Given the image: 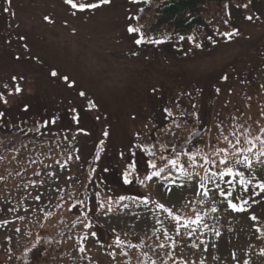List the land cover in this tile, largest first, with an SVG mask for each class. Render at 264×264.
I'll return each mask as SVG.
<instances>
[{"label":"rangeland","instance_id":"374dc122","mask_svg":"<svg viewBox=\"0 0 264 264\" xmlns=\"http://www.w3.org/2000/svg\"><path fill=\"white\" fill-rule=\"evenodd\" d=\"M246 2L229 1L226 3L228 7H225L226 4L208 6L204 14L206 26L189 35L194 37L192 43L187 41L186 36L184 41H180L179 37H170L161 45L137 46L133 41L134 34L126 31L130 25L135 27V17L140 7L131 0H113L110 6H103L94 13L76 15L63 0H12L11 6L7 0H0V93L8 100L6 105L0 101V111L5 113L0 122L7 127L22 120L35 124L40 118H59L54 126L56 134L41 135L42 139L46 138L42 142H14L12 148L7 150L8 140L0 136V156L3 157L0 159V220L15 221L14 224H0V264H14L6 258L7 250L18 251L28 247L32 238L27 233H32L34 237L41 231L40 224L45 226V238L52 240L50 256H63V261H49V264H116L107 255L111 249L100 245L111 243L115 235L137 243L134 239L137 226L142 228L139 232L141 236L147 233L144 236L147 245L155 246L153 242L161 235L153 234L151 226L155 224V217L148 219L141 209H135L139 219L128 214L94 218L103 230L104 238L90 237L84 242V258L77 259L81 256L77 251V241L85 232L94 230H82L80 226L71 228L74 217L69 213L61 215L62 210L57 209L55 204L67 191L78 189L76 195L83 198L81 185L86 182L87 159L95 150L105 128L110 129L107 160L116 162L118 150L126 148L133 139V133L149 119L163 127L166 123L163 107H171L174 111L172 102L182 92H193L196 103L200 98L204 104L210 102L215 110L221 111V121H229L235 116L231 123L237 124L243 123L249 116L261 118L259 109L264 105V91L259 86L264 83V0H252L245 9L243 4ZM5 8H9V11H4ZM249 14L260 19L248 21L245 17ZM44 16H48L51 22L45 21ZM217 30H239L240 36L230 43H224ZM21 36L25 39L21 40ZM209 36L221 41L214 55H207L194 47L195 43L207 47ZM14 56L20 59H14ZM193 65L197 69L195 75L187 71ZM51 70L57 71L58 76L51 77ZM65 75L75 82V87L85 91L86 98L79 97L74 88L65 86L60 79ZM13 76L17 77L16 82L12 81ZM21 76L24 79H20ZM223 76L229 79L225 81ZM16 83L22 88L19 94L14 92ZM217 87L221 89L220 94L215 92ZM154 88L158 90L155 93L152 91ZM9 91L13 92L11 96L7 95ZM248 96L252 97L250 101ZM88 100H94L98 109L89 110ZM180 103L183 107L189 104L188 96H182ZM25 106L28 107L27 112L23 110ZM72 107L79 112V127L90 133L87 136L81 133L77 136L78 143L73 142L80 149L79 161L66 159L69 142L63 139L64 134L70 137L73 133H63L62 130L75 127L69 118L71 113L68 110ZM97 115L100 119L96 118ZM133 115L135 120L131 119ZM214 123L215 120L211 123L212 132L207 136V140L212 139L213 142L218 134ZM181 124L180 129L171 123L166 125L171 132L162 137V141L182 143L187 139L190 127L183 122ZM57 141L60 147H57ZM55 161L69 166L61 170ZM46 165L49 167L45 168ZM53 170L56 176L46 177L45 173ZM35 172L41 175L37 177ZM37 181L46 183H37L34 188L32 182ZM109 187L116 194L123 193L116 179L106 182L104 191ZM136 187L143 194L145 190ZM28 193L33 196L42 194L41 201L29 199L25 203L24 197ZM167 199L166 195L164 200ZM9 202L19 211H8ZM29 203L34 210L25 213L23 208ZM253 207L257 217H262L264 207ZM44 211H51L53 216L44 218ZM185 212L190 214L188 209ZM17 215H24L26 219L17 220ZM38 217L40 223H36ZM60 219H64L65 223H60ZM161 219H164L163 214ZM228 219L232 220L231 224L222 219L219 225L223 232L219 241L211 233L206 238L209 244H218L211 251L220 257L219 260L209 258V264H229L233 252L238 260L231 261V264H243L244 260H248L249 264H261L259 253L264 249V236L256 229L264 231V223L261 219L251 221L243 214ZM15 227H21L24 235L15 233ZM164 227H169L171 231L168 220H165ZM125 231L130 235L125 237ZM182 249V245L177 249V260L181 258ZM143 251L152 255L147 246ZM182 254L189 255V251L183 249ZM191 259L195 260L196 256L191 255ZM120 261L121 264H140L141 261L150 264L135 249L130 250L128 257H121ZM168 264L173 262L169 261Z\"/></svg>","mask_w":264,"mask_h":264},{"label":"snow or ice","instance_id":"6c2138e0","mask_svg":"<svg viewBox=\"0 0 264 264\" xmlns=\"http://www.w3.org/2000/svg\"><path fill=\"white\" fill-rule=\"evenodd\" d=\"M64 4L72 10V14H85L94 13L95 10L103 7L110 6L113 0H91V2H83V0H63ZM139 0H131V3L136 4ZM148 3L149 0H144ZM252 0H247L243 7L247 9ZM11 6L12 0H7ZM225 7H228L226 4ZM4 11H9L5 8ZM143 11V8H141ZM248 21L260 18L249 14L245 17ZM132 19V18H130ZM139 19V17H135ZM45 21H50L48 16H44ZM227 23V21H225ZM144 26H128L126 31L133 35L135 45L140 46L144 44L161 45L170 39L168 35L163 38H155L152 34L143 30ZM219 32V30H217ZM224 43H230L235 38L240 36L239 30L219 32ZM21 40L25 39L23 36ZM180 41H184V36H179ZM194 37L188 36L187 41L192 43ZM209 45L206 47L201 43H195L194 47L200 49L207 55H214V50L218 48L221 41L214 39L212 36L208 37ZM20 57H17L19 60ZM187 71L195 75L197 69L195 65L187 69ZM51 77H57L58 73L55 70L50 71ZM20 79H23L21 77ZM65 82V86L74 88L78 96L86 98L85 91L79 87H75V82L70 80L68 76H61ZM223 80L227 81L228 76H223ZM12 81L16 82L17 77L13 76ZM8 87L7 84L4 85ZM260 89L264 91V83L260 84ZM22 91L21 86L16 83L14 87L15 94ZM153 93L157 89L152 90ZM195 91H199L196 89ZM216 94H220L221 89H215ZM12 91L7 95L11 96ZM231 94V89H229ZM187 95L189 98L190 108H185L180 103V98ZM247 99L250 101L251 96ZM0 101L5 105L8 100L5 99L3 93H0ZM71 103V101H70ZM89 110L98 109V104L94 100H88ZM173 107L177 110L174 113L173 108L165 106L163 112L165 118L171 121L175 128L182 127L181 121L188 123L200 119V113L197 104L194 100L193 92H182L175 101L172 102ZM226 106V105H225ZM28 111V107L23 109ZM71 113L70 119L72 125L68 129H63V133L72 132L69 137L64 134L63 139L68 141L67 148L69 155L68 161L80 160L78 153L79 147L77 136L81 133L85 136L90 135L85 129L80 128V115L76 107L68 110ZM5 113L0 111V118H3ZM260 119H253L248 117L243 123L232 124L231 121L236 117L232 116L229 121H221L215 124L214 127L217 131L215 141L212 139L206 140L201 134L198 139L185 140L182 143H175L171 140L164 142L162 137L167 136L171 129L168 127H161L158 122L149 119L143 124L141 129L133 133V139L129 142L126 148H121L117 152L118 160L116 163L119 165L118 178L124 188L129 186L144 189L143 194H116L114 189L108 188L104 191L103 185L106 184L107 174L113 171L110 163L107 160V148L110 142V129L105 128L102 131V136L99 139L96 149L94 150L93 157L89 161V173L85 183L81 185L83 188V198L76 195V191H67L66 195H61L59 201L55 204L57 209L62 210L63 213L72 214L74 217L71 220V228L80 226L83 229H92L94 227L93 220L100 215L109 216L112 214L121 215L128 214L135 219H139L135 209H141L146 218L150 219L155 217V224L152 225L153 234L160 233L156 240L153 242L155 245H147L144 236L139 232L142 230L140 226L138 231L134 234V239L138 242L133 243L131 239H122L120 235H115L111 243L105 245L101 244L100 247L111 249L107 255L111 257L112 261L116 264H121V257H128L130 250H137L142 257H146L150 264H168L172 261L173 264H209L211 260H219L220 257L215 255L211 249L217 248V243L209 244L207 236L212 234L217 241L223 236V232L219 225L222 219H226L229 224L232 220L229 217H235L237 214H243L251 221H258L264 217L258 218L254 213L253 206L264 207V105L259 109ZM97 119L100 116L97 115ZM58 117L47 118L42 122L38 121L32 129H20L19 124L15 125L18 131L32 132L33 135L56 134L54 126L58 122ZM131 119L135 120L133 115ZM23 123H27L24 121ZM6 125L0 122V129ZM209 133L212 128L207 129ZM174 136L175 133L173 132ZM196 136V133H192ZM15 139V135L11 137ZM185 145H188L187 147ZM60 142L57 141V147H60ZM73 153L75 156L73 157ZM139 156V162H138ZM0 159H3L0 156ZM35 163V161L33 162ZM59 164L61 170L67 169L68 164L60 161H55ZM49 166H45L47 168ZM37 177L41 175L40 172L34 173ZM46 177L56 176V171L45 173ZM72 179L71 176L68 177ZM37 183L44 184L46 181L32 182L35 188ZM89 185H92L93 191L89 190ZM163 189V191H161ZM189 193H191L189 195ZM168 196L167 201L164 200ZM175 198V199H173ZM31 199L33 202H40L42 194L35 196L28 193L24 197V202L27 203ZM92 201V204L89 203ZM10 205V202H9ZM23 206V205H22ZM185 209L190 211V214L185 212ZM8 211L18 212L19 210L13 206H9ZM34 210L32 204H28L23 208L25 213ZM75 210V212H73ZM42 211V210H41ZM163 214L164 219H161ZM53 216L51 211H44V218ZM26 216L17 215V220L24 221ZM165 220L170 222V227H164ZM15 221L0 220V224H14ZM36 223H40V218H37ZM60 223H65L64 219H60ZM155 225H160L156 227ZM41 231L37 232L35 236L32 233H27L32 238L30 247L24 252L25 264H49V261L55 262L57 260L63 261V256H50V246L52 245L51 239H46V229L43 224H40ZM14 232L17 234L22 232L21 227H15ZM115 233V229H113ZM257 233L264 236V231L260 228L256 229ZM174 233V235L172 234ZM130 233L125 231L124 236H129ZM96 239L97 233L95 231H88L80 237L77 241V251L81 256L77 259H83L86 253L85 241L89 238ZM11 241V237L8 238ZM187 249L189 255H183L181 250V258L176 259L177 249ZM148 247L152 255L150 256L147 251H143ZM35 250V251H34ZM194 250V251H193ZM9 257H11V250H7ZM163 252V256L161 255ZM207 254V255H205ZM191 255H195L196 259L192 260ZM153 256L155 258H153ZM166 257V259H165ZM261 264H264V249L259 253ZM238 257L235 252L231 253V261H237ZM66 264V262H65ZM130 264V262H129ZM140 264H143L141 261ZM243 264H249L248 260H244Z\"/></svg>","mask_w":264,"mask_h":264},{"label":"trees","instance_id":"16d2710c","mask_svg":"<svg viewBox=\"0 0 264 264\" xmlns=\"http://www.w3.org/2000/svg\"><path fill=\"white\" fill-rule=\"evenodd\" d=\"M229 1L244 0H149L148 3H145L144 0H139L137 4H139L140 7L136 15V17H139V19H135V27L143 25V30L152 34L155 38H161L165 35H168L172 38H178L181 35L186 37L192 33H196L197 31L201 30L206 26V19L204 17V14L206 13L208 6H224V4ZM141 8H143V11H141ZM14 57V59H17L18 56ZM21 77H23L24 79V76ZM197 100L198 103L196 104L200 113V119L195 121H192L190 119L188 123H184L183 121H181L184 124L189 125L190 127V135L185 140L198 139L201 134H203L204 138L207 140V136H209L210 134L207 129L211 127V123H213V121L215 120L214 124H218L223 119L221 111L215 110V107L210 102L204 104L201 98ZM184 107L190 108V105L186 104ZM176 112L177 110L175 109L174 113ZM163 115L165 116L164 112ZM45 119L46 118H40L39 121L42 122ZM23 122L24 121L22 120L21 122L17 123L19 124L20 129H32L38 121L34 122L35 124H25ZM170 123L171 121L169 119H166V123L163 124V127ZM15 125H8L7 127L0 129V136L8 140V147L6 148L7 150L12 148L14 142H22L25 140H32L33 142H42L43 139L46 140L45 137H43L42 139L41 135L36 136L33 135L32 132L18 131ZM4 130H6L7 132H4ZM192 133H196L197 135L193 136ZM13 134L15 135L14 140L11 139ZM185 146L187 147L188 145ZM93 153L91 154L90 158L87 159L86 180L89 173V161L92 159ZM108 162L113 168V171L107 174L106 182L116 179L120 184V187H122L121 190L123 191V193L127 192L128 194H142V192L137 187L134 188L132 186H129L128 188H124L118 178L119 168L117 163L115 161ZM102 187H104V185ZM89 190L93 191L95 189L92 188V185H89ZM89 203L92 204V201H89ZM262 217H264V212L262 214ZM261 222L264 223V219H261ZM93 224V230L97 233V236L100 238H104V232L101 227H99V224L96 223L94 220ZM30 245L28 247H30ZM28 247H23L18 251H11V257H9V253H6L5 256L14 264H25L24 252L27 250Z\"/></svg>","mask_w":264,"mask_h":264}]
</instances>
